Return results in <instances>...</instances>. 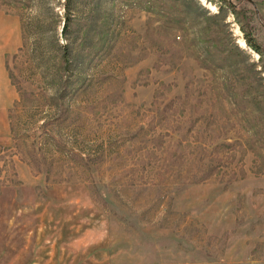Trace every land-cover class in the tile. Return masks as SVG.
<instances>
[{
    "label": "rangeland",
    "instance_id": "obj_1",
    "mask_svg": "<svg viewBox=\"0 0 264 264\" xmlns=\"http://www.w3.org/2000/svg\"><path fill=\"white\" fill-rule=\"evenodd\" d=\"M66 1L0 0L21 27L0 240L39 264H264V0H69L64 29Z\"/></svg>",
    "mask_w": 264,
    "mask_h": 264
},
{
    "label": "crops",
    "instance_id": "obj_2",
    "mask_svg": "<svg viewBox=\"0 0 264 264\" xmlns=\"http://www.w3.org/2000/svg\"><path fill=\"white\" fill-rule=\"evenodd\" d=\"M21 45V27L19 17L0 9V147L9 129L8 110L15 98L14 89L9 80L6 57ZM0 240V264H39V257H29V243ZM33 246V244H32ZM52 264H56L51 256Z\"/></svg>",
    "mask_w": 264,
    "mask_h": 264
},
{
    "label": "trees",
    "instance_id": "obj_3",
    "mask_svg": "<svg viewBox=\"0 0 264 264\" xmlns=\"http://www.w3.org/2000/svg\"><path fill=\"white\" fill-rule=\"evenodd\" d=\"M64 6L66 7V9H65V16H64V19H63V25H62V28H64V29H66L67 28V26L69 25V23H70V14H69V11H70V6H69V0H67L65 3H64ZM244 38H245V41L247 42V44L251 47V48H253L254 50H256L257 52H259L260 53V48L257 46V43H255V42H253L250 38H248V37H246V36H244ZM60 47H61V50H62V52L63 53H65V51L67 50V42H65V43H63L62 45H60ZM9 111H10V108H9V110H8V119H10V113H9ZM9 129H10V132L12 133V126H11V124L9 123ZM3 149L1 148L0 149V152L2 151Z\"/></svg>",
    "mask_w": 264,
    "mask_h": 264
},
{
    "label": "bare ground",
    "instance_id": "obj_4",
    "mask_svg": "<svg viewBox=\"0 0 264 264\" xmlns=\"http://www.w3.org/2000/svg\"><path fill=\"white\" fill-rule=\"evenodd\" d=\"M240 45H242V46L244 45V42L242 40L240 41Z\"/></svg>",
    "mask_w": 264,
    "mask_h": 264
}]
</instances>
